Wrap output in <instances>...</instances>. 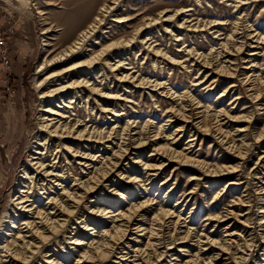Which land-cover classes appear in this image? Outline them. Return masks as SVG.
Returning <instances> with one entry per match:
<instances>
[{
  "label": "rangeland",
  "instance_id": "374dc122",
  "mask_svg": "<svg viewBox=\"0 0 264 264\" xmlns=\"http://www.w3.org/2000/svg\"><path fill=\"white\" fill-rule=\"evenodd\" d=\"M102 1L105 2V0ZM242 1L245 3L241 6L239 0H120L119 5L116 4L115 6L117 11L108 12L107 16L104 17V23L95 33L96 35L88 39L77 53L38 72L41 63L48 59L51 51L52 55H55L68 48L80 32L86 28L88 22L86 24L85 16H78L76 10L85 8L87 5L84 0H1V5L17 19V29L11 36L10 42L13 57L14 76L12 84L14 93L9 97L2 92L0 97L1 246L7 242L11 244L19 231L24 232L26 230L24 222L27 219H33L37 209L50 211L48 209L49 204L47 205L49 193L61 195L63 192L62 185L59 187L54 184L43 185V181L38 177L36 184L33 185L31 181H28L23 187L27 190L23 194L30 196V204L35 203L32 205L34 210L28 214L21 210L15 214L12 212L14 196L20 187L19 181L24 174L25 167L30 164L29 160L35 155L34 152L39 144L47 142L42 150L45 151L42 155L45 163L50 164V166L54 164V168L57 167V170L65 175L66 181L63 186L67 185L66 187L72 188L75 177L86 180L92 175L89 176V173L93 169L97 168V172L102 173L103 170L109 168V162L116 160L113 151L119 150L120 147L124 146V143L127 144L130 139L125 138L131 137L129 133L133 135L136 131H141V136L145 137L149 132L153 139L154 133L159 127L165 128V133L159 139V144L168 145L172 143V132L180 128L185 122L178 118L179 115L175 116L171 108L180 109L185 104L189 105L191 99H195V102L200 101L203 109L206 108L210 113L220 109L228 112L230 119L226 118L225 115L222 116L225 122L224 130L229 133L231 139L236 140L239 146L244 143L246 149L243 148V150L244 153L246 151V156L239 158L234 150L227 148L228 144H217L216 140L219 137L212 132L205 135L203 134L205 131H203L192 145L188 144L191 135L199 129L196 121L193 124L189 122L190 125L185 128L178 149L182 150L192 146L190 149L193 151V156L205 160L212 166L237 167L235 174L225 175L223 179L216 181L215 178L209 176L203 178L205 170H199L192 166L178 168L172 174L174 166L170 164L159 176L155 177L152 184H148L149 180L141 172L142 169L144 170L141 168L142 165L140 167L139 164L133 163V159H136L137 156L125 157L122 159L123 166H126L125 170L131 167L129 175H137L141 179L140 186L142 187L139 186L137 191L134 186L129 185L126 180L120 179L115 174L105 181L100 180L99 185L96 186L88 199L80 202L77 216H72L56 239L40 248V252L35 255V260L30 264H48L47 257L44 256L45 253L50 259L62 264H126L123 257L134 245L132 239L136 236L135 229L131 227V231L126 234L127 237L121 234L115 235L114 223L110 221V218H106L108 219L106 221L104 216L89 213L88 206L91 200H93V207L99 206L106 209L107 216L116 218L120 216V213H127L130 206L138 205L145 199L151 200V208L146 212L148 220L161 208L171 209L176 214L182 213L181 216L187 219L186 224L190 226L197 237L193 235L188 242L184 243H181L183 242L182 239H176L170 243V235H167L169 238L163 236L162 238H166L162 239L164 242L161 243L162 246L159 247L158 251L164 252L165 256L161 258L152 257L145 264H187L190 259H195L198 256L204 260H200L197 264H205L206 261L210 260V256L215 255L220 248V246L208 245L206 235L219 242L224 239L234 240L232 243L233 251H235L234 248L239 247L238 244H244L245 240L242 239H246L249 234L254 238L253 245H260L262 238L258 236V233L263 232L259 221L263 214L260 212V207H264V196L262 195L264 193L260 192L259 187L263 184L259 181V177H262L264 169L261 168V165L264 164H261L259 158L264 155V132H262L264 128V101H257L254 98L255 90L245 82V73H254L264 80V50L262 49L264 44L256 42L253 34H249L250 30L253 32L255 29L264 35V0ZM112 2L110 0V5H113ZM236 3L237 6H235ZM239 5L240 7H238ZM183 10L184 12H180ZM162 11L166 12L163 13V16L167 19L169 16H174V18L169 21L159 19L157 21L159 23L153 21L147 28L145 23L152 18H158L159 14L161 18L160 12ZM177 11L179 14L175 15ZM95 16V13L92 12L91 19ZM246 16H248L247 20L252 26L249 30L241 28L246 23ZM122 17L131 19L119 23L118 19ZM124 18L123 20H125ZM197 20H200L201 23L217 20L221 24L214 30L209 29L208 26L207 30L200 28L195 31L190 25L196 23ZM140 28H143L141 33H139ZM236 30L237 32H234ZM231 35H234V38H231ZM248 36H251L250 38L253 40ZM131 37H134L138 43L132 49L119 45H117L119 47L116 45L109 47L112 43L128 41ZM143 38H147V41L152 43L153 48H161L167 52L174 61L161 55H155L151 50L152 47L146 48L148 44L145 49H141L140 41ZM242 43L245 44L242 51L237 52L236 48ZM212 47H214V51L212 52L213 55L210 54L209 60H215L217 53L221 51L224 54L219 61L223 65L231 66V71L235 73L234 76L221 78L216 73L215 68H210V65L200 67L199 63L188 52L190 49H196L197 53L208 54L213 50ZM104 48H107V55L102 57L96 66L86 64L79 67L75 66L70 71L46 80L42 85L40 84V81L48 73L59 71L70 65L82 64L81 62L88 61L93 54ZM109 56H113L109 60L112 64L115 61L124 60L126 64L123 71L132 73L136 77L149 78L151 81L158 79L159 82H165L166 88L171 89V91L164 92L161 87L156 88V90L145 85L142 87L135 86L132 79H130L131 81L117 80L115 76L117 72L112 71L109 62L107 64V60H105ZM82 77L91 80V83L96 84L103 92L113 93L114 98L115 96L117 98L103 99L95 93L90 102H87L86 94L82 93L83 99L79 100L77 94L81 90L85 91V87L80 88L75 85V82L83 79ZM219 77L222 80L219 82L217 80L214 83L215 86L212 85V82ZM232 83H236V85L226 90L228 85ZM59 87H65L64 91L54 97H44L49 91ZM179 95L182 96L181 100L178 98ZM62 97L66 100L64 103L70 106L66 107V111L64 110L69 117L62 119V122H68L74 126L76 123L78 125L77 120H80V128L84 129L85 125H88V128L95 135L107 136L112 132L114 133H112L110 142L106 140L103 146L101 144L94 145L91 152L96 155L97 161H93V165H95L93 169H86L78 164L79 159L73 156L72 151L59 148L58 139L49 136L45 130L41 129V120H43L41 114H43L44 106L51 102L56 105L60 104L59 101ZM103 106H108L110 112H101L99 108ZM195 106L196 104H193L185 108L191 109ZM90 108H94V111L88 114ZM169 118L173 121H168ZM129 122L131 124L127 127ZM126 127L128 129L127 131L124 130V133L123 129ZM244 128L246 129L243 130ZM115 135H117L116 137L119 136L120 140L118 138L115 140ZM68 140L66 141L67 145L71 148L89 151L79 142ZM40 147L42 148V145ZM151 147V144L142 146L144 155H141L140 158L143 163L150 162L148 158L152 152ZM258 165L260 168L257 167ZM49 168L52 169L53 167ZM199 177L202 178L193 179ZM167 178L168 180L164 182ZM230 180H236L240 183L230 185ZM44 186L51 189H43ZM195 187H197V192L190 194L189 192ZM114 189H118L119 194H113ZM120 193L123 195L121 196ZM217 195L219 196L218 199L215 198ZM239 199L246 200L244 201L245 204L242 205L243 203H240ZM227 211H233V215ZM7 213H12V216L16 215L11 219V223L4 219L8 215ZM219 213L225 215L224 219L226 220L224 222H215L214 220L208 222L206 220L208 215L215 216ZM247 221L249 226L245 227L244 224ZM85 223L91 224L93 230L87 232L83 228ZM229 225L231 228L227 229ZM186 229L185 224L179 226L180 236L185 234L184 230L186 231ZM106 231L115 235L114 249H110L111 254H107L105 258L90 259L91 256L95 255L93 253L95 247L108 241L107 236H105ZM231 233L235 234L229 235ZM70 237L78 238L81 244L74 246L68 243L71 242ZM198 238H200L199 245ZM19 241L21 244L22 241ZM256 249L257 246L253 254H257ZM83 255L86 257L84 258ZM254 258H250L251 263L249 264L258 263H254L256 260ZM213 262L222 264L221 261L215 260ZM259 263L264 264V261Z\"/></svg>",
  "mask_w": 264,
  "mask_h": 264
},
{
  "label": "bare ground",
  "instance_id": "6f19581e",
  "mask_svg": "<svg viewBox=\"0 0 264 264\" xmlns=\"http://www.w3.org/2000/svg\"><path fill=\"white\" fill-rule=\"evenodd\" d=\"M112 1H113L112 2L113 5H110V3H109L110 0H105L104 3L102 0H84L85 4L87 6L85 8H80V9L76 10V13L78 16H82V17L85 16L84 20H86V24L88 22V25L86 26V28H84L80 32L78 37L75 39L74 42H72L68 46V48L61 50L60 52L56 53L55 55H52V53H51L52 51H51L50 54L48 55V59L44 60L41 63L38 72L45 70L48 66H50L52 64H57L63 60L68 59L69 57H71L72 55L77 53L84 46V44H86L88 39H90L94 35H96L95 33L98 32L99 28L104 23L103 22L104 17L107 16L108 12L111 13V11H117V7L115 8V6H116V4L119 5L120 0H112ZM239 1L241 3V6L243 3H245L242 0H239ZM235 6H237V3L235 4ZM238 7H240V5ZM92 12L95 13L96 16L91 19ZM180 12H184V10L180 11ZM160 13H161V18H160V14H159L158 18L150 19L149 22H147L148 24L145 23V26H147V28L150 27L149 25L153 21L155 23H159V22H157L159 19L164 20V21H169V20H171V18H174V16L173 17L169 16V19H167V17L163 16V13H166V12L162 11ZM178 14H179V11H177L175 15H178ZM247 17L248 16H246V23L247 24L245 23L244 26L241 28H244V29L247 28V30H249L250 28H252V26H250V24L247 20ZM123 18L124 17L118 19V22L123 23V22L129 21L131 19V18H127V19L124 18L125 20H123ZM186 21H188V20H186ZM243 21H242V23H243ZM220 24H221L220 21L218 22L217 20L209 21L208 23H201L200 20H197L196 23H194L193 25H190V26L195 31H198L200 28H202V30H207L208 26H209V29L214 30V28ZM237 24H239V23H237ZM153 25H156V24H153ZM241 26H242V24H241ZM237 27H239V26H237ZM140 29L141 30L139 31V33H141L143 28H140ZM253 30H254L253 32H251V30H250L249 34L250 35L253 34V37H254L256 42H262L264 44V35L260 34L255 29H253ZM234 32H237V30ZM254 33H256V34H254ZM231 38H234V35H231ZM250 39L253 40V38H250ZM135 40L136 39L134 37L133 38L131 37V39H129L128 41L125 40L126 42L125 41L120 42L117 40L120 43H112V45H109V47H113V46L115 47V45H116V47L126 46V47H129V49H132L133 46L138 44V43H136ZM140 42L142 44V45H140L141 49L142 48L145 49V46L147 44H148L147 45L148 47H146V48L152 47V43H149V40L147 41V38H145V39L143 38L142 41H140ZM224 44L226 45V43H224ZM117 45H119V46H117ZM244 45H245L244 43L240 44L239 47L236 48V51L241 52ZM105 47L109 48L108 46H105ZM228 47H229V45H228ZM107 48L102 49L100 52H96V53L94 52L95 54H93L88 61L86 60V62H81L82 64H79V65L75 64L73 66L70 65V66H67V67L59 70V71H53V72L48 73L47 76L43 80L40 81V84L42 85L45 83L46 80H50L59 74L66 73L67 71H70L75 66L79 67V66L85 65V64L91 65L93 67L96 66L101 61L102 57L107 55V50H106ZM213 48L214 47H212V49ZM262 49L264 50V48H262ZM151 50L154 52L155 55L156 54L161 55L168 60L174 61L172 59V57H170L168 55V53L164 52V50H162L161 48L155 49L152 47ZM225 50H226V48H225ZM213 51H214V49L211 50L208 54H206L203 52L197 53L196 49H190L188 52H189V55L191 57H194L196 62L199 63L200 67L201 66L207 67L210 65V68L211 67L215 68L216 73L221 78L223 76H227V77L234 76L235 73L231 71V69H232L231 66L223 65L222 62L219 61L222 58V55L224 54L221 51H219L217 53L215 60H213V61L209 60V56H211L210 54H212ZM255 54H257V53H255ZM51 55H52V57H51ZM195 56H197V57H195ZM112 57L113 56H109L108 58L105 59V60H107V64H108L109 60L112 59ZM125 64L126 63L124 62V60L115 61V62H113V64L111 63V61L109 62V66L112 69V71L117 72V73H115L117 80H119V81H131L130 79H132V82L135 86H141L142 87L145 85V86L152 88V89H156V88L161 87V90L164 89V90H162L164 92L171 91V89L166 88L165 82H159L158 79L151 81V79H149V78L146 79V78L136 77V75H134L132 73L123 71V69L125 68L124 67ZM248 68L251 69V67H248ZM255 68L258 69V67H256V66H255ZM127 69H130V68H127ZM245 75H246L245 76L246 77L245 82L250 84L252 89L255 90L254 98L257 101H264V80H262V78H260V76L254 75V73L248 74V72H246ZM92 77H94V75H92ZM220 77L218 79L214 80L212 82V85L215 86L214 83H216L217 80H218L217 82L221 81L222 79ZM105 78H108V77H105ZM75 85H77L80 88L85 87V91L81 90L77 94V95H79L78 96L79 100L83 99L82 93L86 94V97H87L86 101L87 102H90L91 97L95 93L103 99H111V98L115 99V98H117V96H115V98H114L113 93L103 92V90L98 88L96 86V84L91 83V80H89L88 78H83V79L76 81ZM234 85H236V83H232V84L228 85L226 90H229ZM65 87H67V86H65ZM65 87H59L55 90H51L47 94H45L44 97H49V96L54 97L57 94L64 91ZM165 90H168V91H165ZM222 95H224V93H222ZM178 98L181 100L182 96L179 95ZM190 101H189V105L196 104V106L194 108L186 109L185 107L189 106V105H186V104L184 105V103L182 101L181 102L184 106H182L180 109L171 108V110H173V113H175V116L179 115L180 117H178V118L181 121L185 122L183 125H181L180 128H177L175 131L172 132V136H173V142L172 143H170L168 145L167 144H164V145L159 144V139L162 138V135L165 133V130H164L165 128L159 127L157 129V131L154 133L153 139L149 135L150 134L149 132L147 135H145V137L141 136V131H136L135 133H133V135H131L129 133V136H131V137H128L125 139H130V140L127 142V144H125L123 142L124 146H122V147H120L121 145L117 146V147H120L119 150L113 151V155L116 157L115 158L116 160H114V161L111 160L109 162V168L106 167L107 169L103 170L102 173H98L97 168L93 169V167L95 166V165H93L94 164L93 161H97V158H96V155H94L91 151H92L94 145L97 146V144H101L103 146V145H105L104 143L106 140L108 142H110L112 140V133L113 132L108 134L107 136L106 135L105 136L95 135L94 132L88 128V125H85L84 129L80 128V126H79L80 120H77L78 125H76L77 124L76 123L74 126H72V124H69L68 122L67 123L62 122V119L69 117V115L65 111H66V107H70L64 103V102H66V100H64L63 97L59 101L60 104L56 105V104H54V102L53 103L51 102L49 105H45L43 110H42L43 114H41L43 116L42 117L43 120H41V125H40L41 129L45 130L49 134V136H52V137H55L58 139L59 148L61 147L62 149L72 151L73 156H75L79 159L78 164L85 167L86 169L92 168L93 170H92V172L89 173V176L91 174L92 175L89 177V179H86V180H83V178L75 177V179L73 180L74 181V187H72V188L66 187L67 185L63 186L64 182L66 181V179L64 177L65 175L60 173L57 170L56 166H55L56 168H54V164L51 166H50V164H46L45 159L42 156L45 153V151H42L44 149L43 146L47 142H45L44 144L43 143L39 144V147H36L37 149L34 152L36 156L33 155L32 159L29 160L30 164H28V166L25 167V169H24V174L22 175V178L19 181V184H20L19 188L20 189L18 188L16 190L18 194L16 193L14 196V200L12 199L14 206L12 205L11 210L14 214L17 213L19 210L26 212V214H28L34 210L32 205H34L35 203L30 204V198H29L30 196L23 194V192H27V190L23 189V187L25 186L26 182H28V181H31V184H33V185L36 184L35 182L38 179V177L40 180L43 181V185L54 184L57 187L62 185L61 189H63V192H62L63 196H61L62 194L61 195H57V194L53 195L52 193H49L48 194L49 197H47L48 198L47 205L49 204L48 209L50 210L49 212L47 209H46V211H42V209H37V211L34 212L35 216H33V219H27L24 222V224H25L24 228H26V230L24 232L19 231L18 235L15 236V239L12 240L11 244H9V242H7L3 246H1L2 243L0 240V264H7V263H10V264H30L32 261H34L35 255L40 252V248L44 244L51 242L53 239H56L57 236L62 233L64 226L67 225V223L70 221L72 216H75V215L77 216L80 202L84 199H88V197L91 195V193L96 189V186L99 185L98 183L100 182V180L105 181V180L109 179L111 175L115 174V176L120 177V179H123L124 181L126 180L129 185L134 186V188L138 191L139 186L141 185V183H140L141 179H139L137 175L136 176L129 175L131 167H128V170H125L126 166H123V164H122V159H124L125 157H130L131 155L137 156L136 159H133V163L137 164V165L139 164L140 167L142 165L141 168H144V170L142 169V171H141V169H140V171L146 175L145 176L146 179L149 180V182L147 181L148 184L149 183L152 184L155 180V177L159 176V174H161L166 169V167L170 164L172 166H174L173 170H172V174H174L176 169H178V168L191 167L192 166L193 168L195 167L199 170L200 169L205 170V173H203V175H204L203 178H206V176H209V177L215 178L216 181L223 179V177H225V175H234L235 172L237 171V167L212 166L209 163H207L205 160H202V159L197 158L196 156H193V154H192L193 151L190 149V147H192V146H188L187 148L185 147L182 150L178 149L179 148L178 146H179L180 141L182 139L181 135L183 133H185V128H188V126L190 125L189 122H191V124H193V122L196 121L197 128H199V129L193 135H191L192 137L188 140L189 141L188 144L192 145L196 141V139L198 138V135L200 133H203V131H205L203 133L205 135H209L210 132H212V133H215L217 135V137H219V139L216 140L217 144L218 143H221L223 145L228 144L227 148L230 150H234L238 154L239 158L246 156V151L244 153V150H243V148L246 149V147H244V143H242V145L239 146L237 144L236 140L234 138L231 139V136L229 135V133L226 130H224L225 122L223 121L222 116L225 115L226 118L230 119V117H228L229 116L228 112H225V110L220 109L218 111H215L214 113H210L209 110H207L206 108L203 109V105L201 106L200 101L195 102V99L194 100L191 99ZM99 109L101 112H105V113L107 111L110 112V109L108 106L107 107L103 106L102 108H99ZM91 111L93 112L94 108H92V109L90 108V111H88V114H90ZM171 118H169L168 121L169 120L173 121V120H171ZM130 124H131L130 122L127 123V127H129ZM127 127L123 129V132H124V130L127 131V129H128ZM129 129H131V128H129ZM245 129L246 128H244L243 130H245ZM112 131H114V130H112ZM148 131H150V130H148ZM114 132H118V131H114ZM262 132H264V128H263ZM118 135H120V134H118ZM116 136L117 135H115V137H114L115 140H116V138H118V139L120 138L119 136L118 137H116ZM68 138H71V139H69V140H71V142L75 141V142H79V144H81V145H84V147L88 148L89 151L87 152V151L75 150V149L71 148V146L67 145V142H66L68 140ZM121 138H122V140L124 139L123 136ZM112 143H115V142H112ZM149 144L152 145V147H151L152 152L148 158L151 163L150 162H144L143 163L142 159L140 158L141 155H144L142 153L143 152L142 146L149 145ZM40 145H42V148L40 147ZM116 145H118V144H116ZM60 154H62V153H60ZM259 159L262 162L261 164H264V155H262ZM107 161H108V159H107ZM49 167H53V168L50 169ZM257 167H259V165ZM261 168L264 169V165H261ZM99 175H101V176L98 178ZM200 178H202V177L193 178V179L199 180ZM167 180H168V178L164 182H166ZM259 181L263 184L259 187L260 192L264 193V182H263L264 181V171L262 172V177L261 178L259 177ZM44 182H46V183H44ZM236 183H240V182L236 181V180H230L229 181L230 185H235ZM76 186H77V188H75ZM197 186H198V184H197ZM30 187L33 188L32 186H30ZM51 187H53V186L51 185ZM140 187H142V186H140ZM46 188H48V187L47 186L43 187V189H46ZM48 189H51V188H48ZM48 189H47V191H48ZM196 189H197V187L192 189L191 192H189V193L195 194L197 192ZM117 190L118 189H114L113 194H117L118 193ZM136 193H138V192H136ZM122 195L123 194H121V196ZM262 195L264 196V194H262ZM218 197H219L218 195L215 196L216 199H218ZM92 201L93 200L89 201L90 202V204L88 206L89 213L96 215V216H104L106 221L108 220L106 218H110V221L112 223H114L113 226L115 228V235L121 234L122 236L127 237L126 234L128 233V231H131V227H133V229H135L134 233L136 234V236L132 239V241L134 242V245H132L131 248H129V251H127V252L125 251L126 254L123 257V260H126V264H145L146 261L150 260L152 257H156V258L164 257L165 253L162 251H158L159 247L162 246L161 243L164 242V241H162V239L166 238V237L162 238L163 236L170 235L169 236L170 238L167 236L169 238V240L171 241L170 243H173L176 239H182L183 242H181V243H184V242H188L189 238L192 237L193 235L197 237V235L193 233L190 226L188 224H186L187 219H185L181 216V214H182L181 212L179 214H176V213H174L175 211H172L171 209L161 208L158 210V212L156 211V214L150 220H148L149 218L147 217L146 212L149 210V208H151V200H149V199L148 200L145 199V200L141 201L138 205L130 206V208L128 209V212L126 211L127 213H125V212L120 213V216L118 218L113 217V216H109V215L107 216L108 212L106 211V209L100 208L99 206L93 207L94 204L92 203ZM238 201H240V203H243L242 205H244L245 204L244 201H246V200H240L239 199ZM212 207H214V206H212ZM260 208H261L260 212H263L262 216L260 217V221H259L260 227L263 230L262 233H260V234L258 233V236L262 238L260 245H253L254 244V238L250 236L251 234H249L248 237H246V239H242V240H245L243 245L236 243L239 245V247L234 248L235 251H233L232 250L233 249L232 243L234 242V240L230 241L229 239H224V240H222V242H219V241H216L214 239H210L211 237L209 235H206L205 238L208 240V245H211L213 247L214 246H220V248H218L219 251L216 252L215 255L210 256V260L206 261L205 264H215L213 262L215 260L221 261L222 264H249V263H251L250 258H254V257H255L254 259H256L254 261V263L258 262L257 264H262L259 262L264 261V207H260ZM227 212H229L230 214L233 215V211H227ZM221 214L222 213H219L215 216L210 214V215H208L206 220L208 222L209 221L211 222V220H214L215 222H224L226 220V219H224L225 215H221ZM14 216H16V215L12 216V213H10V214L6 215L4 217V219L6 222L11 223V219H13ZM226 216H228V215H226ZM137 217H139V218H137ZM12 223H15V222L12 221ZM115 223H118V224L115 225ZM181 224H185V227H187L186 231L184 230L185 234L183 236H180L181 232L178 230V228ZM83 226H84L83 228L87 232L93 230V227H91V224H89V223L88 224L85 223ZM244 226L245 227L249 226L248 221L245 222ZM13 227H15V225H13ZM230 228H231L230 225L227 226V229H230ZM20 230H22V229L20 228ZM244 230H245V228H244ZM3 234H6V233L3 232ZM234 234L235 233H231L229 235H234ZM115 235L106 231L105 236H107L106 238L108 241L105 242L104 244H102L101 246L97 245L94 249L95 251H93V253L95 255L91 256L90 259H97L98 257L105 258L107 254H111L110 249H114L113 242L115 241L114 240ZM19 240L22 241L21 244L19 243L20 242ZM70 240H71V242H68V243H70L74 246L81 244V241L78 238L70 237ZM197 242L199 245L200 238H198ZM217 244H220V245H217ZM256 246H257V249H256L257 254H253V251L255 250ZM107 248H109V249H107ZM170 248H172V246H170ZM259 250H262V251H259ZM201 251H203L202 248H201ZM44 256L47 257V260H48L47 263L48 264H62L61 262L58 263V262H55L53 259H50V257H48L47 253H45ZM4 257H7V258L4 259ZM83 257L85 258L86 255H83ZM200 260H204V259L198 256L195 259H190L187 262V264H197V263H199ZM252 262H253V260H252Z\"/></svg>",
  "mask_w": 264,
  "mask_h": 264
},
{
  "label": "built area",
  "instance_id": "2783aa9c",
  "mask_svg": "<svg viewBox=\"0 0 264 264\" xmlns=\"http://www.w3.org/2000/svg\"><path fill=\"white\" fill-rule=\"evenodd\" d=\"M1 4L0 0V97L2 92L10 97L14 93L12 84L14 76L13 57L10 42L11 36L17 29V19Z\"/></svg>",
  "mask_w": 264,
  "mask_h": 264
},
{
  "label": "crops",
  "instance_id": "0c3cea01",
  "mask_svg": "<svg viewBox=\"0 0 264 264\" xmlns=\"http://www.w3.org/2000/svg\"><path fill=\"white\" fill-rule=\"evenodd\" d=\"M13 51V50H12Z\"/></svg>",
  "mask_w": 264,
  "mask_h": 264
}]
</instances>
